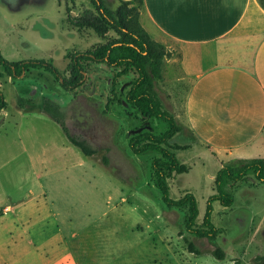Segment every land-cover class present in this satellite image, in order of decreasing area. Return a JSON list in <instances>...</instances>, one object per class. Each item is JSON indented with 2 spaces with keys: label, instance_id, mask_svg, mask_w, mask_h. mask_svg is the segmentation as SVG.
Instances as JSON below:
<instances>
[{
  "label": "rangeland",
  "instance_id": "obj_1",
  "mask_svg": "<svg viewBox=\"0 0 264 264\" xmlns=\"http://www.w3.org/2000/svg\"><path fill=\"white\" fill-rule=\"evenodd\" d=\"M106 3L117 8L121 0ZM83 7L94 9L89 0H77L72 13L82 16ZM138 8L149 39L168 50L156 88L184 125L171 139L187 147L176 150L177 156L192 165L171 178V195L194 192L201 222L216 174L229 160L223 162L225 156L200 142L190 128L185 102L192 78L181 68L180 46L156 28L145 6ZM65 12L66 1L0 0L2 53L10 60L45 59L67 74L68 52L90 50L118 36L113 30L106 37L93 29L82 34L66 24ZM116 72L91 64L84 84L66 90L45 68L13 78L0 67V88L8 102L0 113V264H234L236 259L257 264L264 255V182H234V204L226 208L214 202L224 259L212 254L206 237L185 231L203 249L189 251L180 234L185 211L169 208L155 184L152 160L160 153L136 154L130 148V137L144 130L147 120L126 100L134 75L116 77ZM19 97L27 99L25 109ZM47 98L72 132L97 149L94 155L71 143L44 111ZM147 119L156 133L168 128L162 119Z\"/></svg>",
  "mask_w": 264,
  "mask_h": 264
},
{
  "label": "trees",
  "instance_id": "obj_2",
  "mask_svg": "<svg viewBox=\"0 0 264 264\" xmlns=\"http://www.w3.org/2000/svg\"><path fill=\"white\" fill-rule=\"evenodd\" d=\"M64 1H66L65 22L69 27L77 29L82 34L85 29H93L101 37H106V34L113 30L118 36L93 45L90 50L68 52L67 74H63L52 62L45 59L10 60L5 57L1 49L0 67H3L5 73L13 78L26 75L31 68H45L53 73L55 79L66 90H74L84 84L87 68L91 64H106L117 71L116 77L134 75L126 90V100L147 121L144 130L130 137V148L136 154L150 150L160 153L152 160L155 184L161 190L162 199L169 208L185 211L184 227L180 234L186 248L196 254L203 252L196 241L185 234V231L200 238L206 237L213 245L212 254L224 259L227 251L217 242L221 228L213 221L214 202L219 201L226 208L232 206L235 202L232 191L234 182L248 178L264 182V157L233 158L225 162L216 174L215 191L208 197L205 214L199 222L200 210L194 192L184 190L179 197L171 195V178L175 174L189 171L192 165L182 162L176 153V150L187 147L171 143V139L183 130L184 125L175 112L164 106L157 92L156 81L161 77V66L164 57L168 55V50L163 43L152 42L140 23L138 7L145 6V0H121L117 8L110 7L106 0H89L94 9L83 7L82 16H75L72 13L76 8L77 0H60V2ZM26 102V98L19 97L21 108H26ZM7 105L5 93L0 88V112ZM57 107L48 98L43 105L44 111L60 123L71 143L78 146L86 156L94 155L97 149L87 139L72 132L65 115L54 110ZM151 117L164 120L168 128L164 132L156 133L147 119ZM104 161L107 162L108 157L105 156ZM234 264H240V260L236 259ZM257 264H264V255L257 259Z\"/></svg>",
  "mask_w": 264,
  "mask_h": 264
},
{
  "label": "crops",
  "instance_id": "obj_3",
  "mask_svg": "<svg viewBox=\"0 0 264 264\" xmlns=\"http://www.w3.org/2000/svg\"><path fill=\"white\" fill-rule=\"evenodd\" d=\"M145 8L180 46L192 78L185 118L198 140L223 162L263 157L264 0H145Z\"/></svg>",
  "mask_w": 264,
  "mask_h": 264
}]
</instances>
